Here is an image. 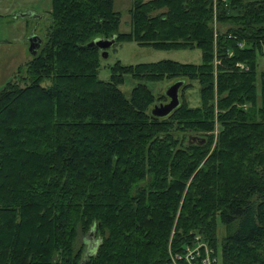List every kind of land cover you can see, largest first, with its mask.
<instances>
[{"label":"trees","instance_id":"obj_1","mask_svg":"<svg viewBox=\"0 0 264 264\" xmlns=\"http://www.w3.org/2000/svg\"><path fill=\"white\" fill-rule=\"evenodd\" d=\"M50 3L0 89V264H164L195 236L220 264H264V0H131L127 32L114 0ZM97 38L201 60H117L102 80ZM172 78L199 104L156 116L146 83ZM217 218L235 225L219 242Z\"/></svg>","mask_w":264,"mask_h":264},{"label":"rangeland","instance_id":"obj_2","mask_svg":"<svg viewBox=\"0 0 264 264\" xmlns=\"http://www.w3.org/2000/svg\"><path fill=\"white\" fill-rule=\"evenodd\" d=\"M50 5V0H0V89L8 80H18L25 74L26 64L32 56L28 50V37L36 34L42 42L45 40L44 34L48 27L47 11L50 10ZM130 5L131 0H114V9L120 13L119 32H127L130 29ZM36 15H43L44 17L38 19L39 16ZM106 52V55L100 57V68L98 70V77L102 80H108L110 75L109 67L117 60L122 64L154 62L163 59H171L183 63H199L201 60V51L198 48L158 50L149 46H140L134 41L111 44L106 49ZM261 69H264V57L258 56V71ZM175 79H163L146 84L151 87L156 98L164 97L167 87ZM188 82L190 83L189 88L180 90L179 97L187 101L190 106L198 105L199 85L196 81L186 79V83ZM136 84L137 81L127 75L125 76L124 83L119 85V88L126 97H129L132 88ZM164 98L156 99L155 104L159 105L160 103L167 102V97ZM215 128L214 133L216 135L217 124ZM234 228L235 225L227 228L217 218L216 237L218 242L221 241L222 237L229 230L231 231ZM199 240L202 242L201 239ZM84 241L88 242L89 238H86ZM81 243L82 238H78L77 245L79 246ZM202 243L204 244V242ZM206 246L209 249H213L207 244ZM92 248L93 246L90 245L87 247V251H90ZM169 252H172V250L169 249ZM218 263L220 264V262Z\"/></svg>","mask_w":264,"mask_h":264},{"label":"water","instance_id":"obj_3","mask_svg":"<svg viewBox=\"0 0 264 264\" xmlns=\"http://www.w3.org/2000/svg\"><path fill=\"white\" fill-rule=\"evenodd\" d=\"M23 16V15H22ZM29 41V53L34 55L37 52L38 47L40 46L41 39L36 35L32 34L28 37ZM115 39H103L97 38L94 41L90 42L89 45L93 46L96 45L100 49H102V55H106V49L111 45L114 44ZM182 85V81L177 80L170 84L166 91L165 95L169 99L166 103H160L159 105H154L152 108L151 113L156 116L163 117L170 113L174 108L179 105V88ZM194 138V137H191Z\"/></svg>","mask_w":264,"mask_h":264},{"label":"built area","instance_id":"obj_4","mask_svg":"<svg viewBox=\"0 0 264 264\" xmlns=\"http://www.w3.org/2000/svg\"><path fill=\"white\" fill-rule=\"evenodd\" d=\"M199 239V236H195L193 242L183 249L169 252V260L164 264H219V258L213 254V250Z\"/></svg>","mask_w":264,"mask_h":264},{"label":"crops","instance_id":"obj_5","mask_svg":"<svg viewBox=\"0 0 264 264\" xmlns=\"http://www.w3.org/2000/svg\"><path fill=\"white\" fill-rule=\"evenodd\" d=\"M37 16V15H36Z\"/></svg>","mask_w":264,"mask_h":264}]
</instances>
